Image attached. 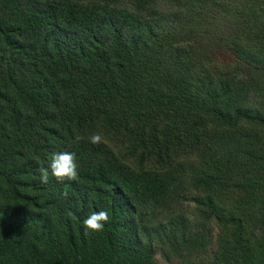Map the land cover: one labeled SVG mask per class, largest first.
Segmentation results:
<instances>
[{
    "label": "trees",
    "instance_id": "obj_1",
    "mask_svg": "<svg viewBox=\"0 0 264 264\" xmlns=\"http://www.w3.org/2000/svg\"><path fill=\"white\" fill-rule=\"evenodd\" d=\"M263 79L264 0H0V264H264Z\"/></svg>",
    "mask_w": 264,
    "mask_h": 264
},
{
    "label": "clouds",
    "instance_id": "obj_2",
    "mask_svg": "<svg viewBox=\"0 0 264 264\" xmlns=\"http://www.w3.org/2000/svg\"><path fill=\"white\" fill-rule=\"evenodd\" d=\"M98 140L99 137L96 135L89 137V142L92 144L97 143ZM78 168L79 164L75 152L68 150L53 152L48 158L47 166L41 169L39 179L41 183H47L49 174H51L57 181H71L78 176ZM108 219L107 211H93L82 220L84 231L86 233L88 231L93 233L99 232L103 230Z\"/></svg>",
    "mask_w": 264,
    "mask_h": 264
},
{
    "label": "rangeland",
    "instance_id": "obj_3",
    "mask_svg": "<svg viewBox=\"0 0 264 264\" xmlns=\"http://www.w3.org/2000/svg\"><path fill=\"white\" fill-rule=\"evenodd\" d=\"M162 8H164L165 11L170 13V14L173 13V12L167 11V9L164 6H162ZM252 43H253V40H250L248 43L246 41L244 44L251 45ZM224 53L225 54H219V55L215 56V58H217V60H218V64H221L222 66H225V67L230 68V69H235V66H233L234 65L233 57L228 52H224ZM255 57L260 58L261 55L260 54H256ZM262 90H264V79L256 86V88H255V91H256L255 97ZM255 97H253V98L249 99V101H247V103L245 105V109H246L247 112H250L251 107H252L253 110L258 109L259 104H257V105L255 104L254 106H251L252 105V100H254ZM212 249L213 250L216 249V242L215 241H214V243H213V245L211 247V250ZM158 261L160 262V264H168L164 260H162L160 256H158ZM173 264H177V262H173Z\"/></svg>",
    "mask_w": 264,
    "mask_h": 264
}]
</instances>
